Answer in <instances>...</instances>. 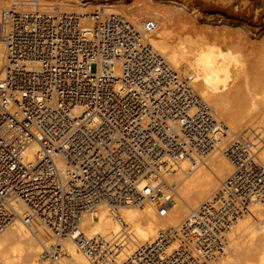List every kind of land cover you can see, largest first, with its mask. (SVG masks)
<instances>
[{
	"label": "built area",
	"instance_id": "1",
	"mask_svg": "<svg viewBox=\"0 0 264 264\" xmlns=\"http://www.w3.org/2000/svg\"><path fill=\"white\" fill-rule=\"evenodd\" d=\"M0 14L8 20L0 79V232L17 216L11 205L16 200L24 206L23 224L38 219L49 227L55 239L50 254L61 241L78 237L84 253L105 264L112 246L82 238L81 218L100 204L145 201L164 216L173 195L158 173L178 161L204 159L222 139L221 123L204 104L196 106L184 82L119 15L66 13L58 22L56 13ZM91 49L102 51L103 59L88 57ZM117 68L122 71L117 83L124 88H115ZM31 144L38 152L27 162ZM232 148L234 188L200 205L181 229L190 231L205 258L223 249V235L239 206L236 197L225 196L247 191L249 178L261 177L250 169L243 145ZM138 180L147 183L137 189ZM166 234L157 235L158 243Z\"/></svg>",
	"mask_w": 264,
	"mask_h": 264
},
{
	"label": "bare ground",
	"instance_id": "2",
	"mask_svg": "<svg viewBox=\"0 0 264 264\" xmlns=\"http://www.w3.org/2000/svg\"><path fill=\"white\" fill-rule=\"evenodd\" d=\"M1 10L38 17L56 13L58 22L66 13L84 17L97 10L102 15H119L138 29L151 52L184 82L187 92L197 98L196 106L204 104L214 122L221 123L222 139L204 159L194 164L178 161L167 168L169 172L158 173L173 195V205L164 216L157 214L153 203L145 201L140 206L100 204L93 215L81 218L82 238L108 240L112 246L105 264H175L177 257L190 264H264V41L250 46L247 41H216L207 35L193 39L178 11L143 0H0ZM7 21L0 19V79L8 55ZM82 22L89 24L87 18ZM149 25L154 29L147 30ZM91 55L103 59L102 51L91 49L88 57ZM114 72L115 88H124L117 83L121 69ZM241 145L253 164L249 168L262 178L250 177L247 191L225 196L236 197L239 206L223 235V249L205 258L200 256L190 231L183 233L181 229L200 205L234 188L236 168L228 150ZM37 150L36 144L28 146L27 162ZM61 167L65 169L63 164ZM146 183L138 180L135 184L140 189ZM11 205L17 216L0 232V264H99L97 257L92 259L84 253L78 237L61 241L59 250L50 254L55 239L49 227L38 219L28 226L23 224L24 206L16 200ZM160 233L167 234L158 243ZM43 251L48 254L43 255Z\"/></svg>",
	"mask_w": 264,
	"mask_h": 264
},
{
	"label": "rangeland",
	"instance_id": "3",
	"mask_svg": "<svg viewBox=\"0 0 264 264\" xmlns=\"http://www.w3.org/2000/svg\"><path fill=\"white\" fill-rule=\"evenodd\" d=\"M143 1L178 11L183 16L181 23L192 31L189 34L193 39L207 35L216 41L228 38L240 43L247 41L250 46L264 41V0Z\"/></svg>",
	"mask_w": 264,
	"mask_h": 264
}]
</instances>
